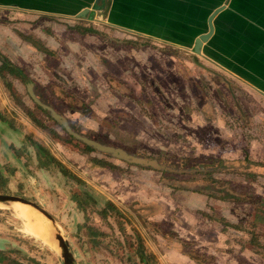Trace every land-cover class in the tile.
<instances>
[{"label": "rangeland", "instance_id": "rangeland-1", "mask_svg": "<svg viewBox=\"0 0 264 264\" xmlns=\"http://www.w3.org/2000/svg\"><path fill=\"white\" fill-rule=\"evenodd\" d=\"M80 23L96 33L71 30L75 24L68 19L0 11V55L22 72L19 77L4 70L0 78V111L14 124L0 123L5 182L0 195L26 199L49 214L58 210L56 219L50 215L75 264H110L106 258L116 256L124 264L127 258L139 264L131 247L135 232L156 264H166L171 247L203 264H264V105L216 70L198 66L195 62L204 60L200 55L168 52L162 45L149 52L147 42L129 43L103 23ZM22 77L74 132L169 170L85 150L34 103ZM28 140L44 145L56 163L39 169ZM94 159L105 165L98 167ZM215 161L232 167L208 174L172 172L217 168ZM236 162L249 164L233 167ZM58 164L96 193L86 224L105 238L94 239L80 229L85 214L74 211L70 197L81 189ZM210 179L218 180L216 190L231 199L166 185L190 189ZM99 195L121 208L124 218L96 214L104 204ZM8 204H0V233L8 234L12 249L23 254L5 264H62L54 238L56 247L47 246L19 218L20 207L35 211ZM174 236L189 245L174 243Z\"/></svg>", "mask_w": 264, "mask_h": 264}, {"label": "crops", "instance_id": "crops-1", "mask_svg": "<svg viewBox=\"0 0 264 264\" xmlns=\"http://www.w3.org/2000/svg\"><path fill=\"white\" fill-rule=\"evenodd\" d=\"M0 11L68 19L74 24L103 23L129 43L147 42L149 52L162 45L168 52L188 50L196 57L194 43L208 32L212 18L213 31L200 49L203 63H195L208 72L216 70L264 105V0H0ZM139 49L145 52V47ZM50 214L56 219L58 210ZM58 223L64 227L62 221ZM171 249L166 264H192L178 248ZM0 252L9 256L0 258V264L23 254L12 249L5 233H0ZM106 260L124 264L117 256Z\"/></svg>", "mask_w": 264, "mask_h": 264}, {"label": "trees", "instance_id": "trees-1", "mask_svg": "<svg viewBox=\"0 0 264 264\" xmlns=\"http://www.w3.org/2000/svg\"><path fill=\"white\" fill-rule=\"evenodd\" d=\"M81 24H75L72 25V27H70L71 30H74L76 32H78L79 30L82 33H96L91 27H87L85 29L81 28ZM23 39L25 41L29 40L25 37H23ZM7 70L9 73L11 74H15L17 76H21L22 72L20 70H18L16 67H14L13 65H11L8 61H6V59H4L1 55H0V78H4L3 76V71ZM24 77H22V80ZM42 111H44L45 113H47L45 110H43L41 107H39ZM48 114V113H47ZM49 116V115H48ZM0 123H5L8 124V126H10V128H13V121L9 120L7 116H5L1 111H0ZM63 129V127H61ZM64 130V129H63ZM70 139H75L73 138L71 135H69ZM77 140V139H75ZM30 145L32 147H34L35 149V157H36V161H37V166L39 169H46V167L51 166V164L56 163V161L54 160V158L52 157V155L50 154V152L44 147V145H41L39 143L33 142L31 140H28ZM79 141V140H77ZM80 142V141H79ZM81 144H83L82 142H80ZM84 145V149L87 151H96L94 150L92 147L88 146V145ZM98 152V151H96ZM99 153V152H98ZM102 154V153H101ZM106 155V154H104ZM93 163H96V165H98V167L104 166L105 164L98 159H94L92 161ZM216 162V166L217 168H213V167H208V168H204V166H201L199 170H195V169H190L189 171H178V170H174L172 172L175 173H179L182 175H192V173H198V174H208V173H214V172H218V170H226V168H230L231 166H227L230 165V163L228 162H223V161H215ZM245 163L248 165V162H236V164L238 167H240V165ZM251 165V164H250ZM59 170L64 173L66 176L71 177L66 169H64L61 165H57ZM140 166V165H138ZM227 166V167H226ZM143 167V166H142ZM207 167V166H205ZM242 167V166H241ZM205 169V170H203ZM167 171L169 169H166ZM204 171V172H203ZM72 180H74L79 188L81 189L80 193H73L71 195V200L76 204L77 208L82 211L85 215V223L79 225V227H81L80 229H83L86 235H89L91 237H93L94 239L97 237H100L101 239L106 237V234H104L103 232L98 231L97 229L90 227V225L88 226L86 223L88 221L87 218V206L89 204H91L92 206H96L97 201L95 200V192H92L91 188H89L88 186H86L84 183H82L80 180L75 179L74 177H71ZM182 183V182H179ZM220 182L218 180L215 179H210L209 182H207L205 185H203L202 183L196 184L195 187L193 188H185L183 185H172V184H166L168 187L173 188L174 190L177 189H182V190H190L193 192H197V193H201V194H205L208 196H212L215 198H218L220 200H227V199H231L229 197V195L224 192L223 190H216V186L219 184ZM184 184V183H182ZM215 186V187H212ZM5 187V182L3 180V177L1 176L0 173V192L1 189H3ZM211 192L215 193H222V196H215L213 195ZM99 198L104 200V204L102 205L101 209L99 211H95L96 214L100 215L102 218L108 217V215H114L117 218L119 217L120 219H123L124 217L122 216V213H124L123 210H121L120 208H118L115 204H113L111 201L103 198L101 195H99ZM132 205V204H131ZM130 205V206H131ZM159 207V206H156ZM125 215V214H124ZM126 218V215H125ZM211 218V217H210ZM119 230L121 231L122 236H125V231L123 229V227H119ZM135 232V231H134ZM174 243H179V245L185 246V245H189V243L180 240L179 238H176L174 236ZM99 242V241H98ZM116 245L119 247H122V245L119 242H116ZM105 246V245H104ZM132 250L134 252L135 257L137 258L139 264H156V258L154 257V255H151L150 253H147L145 250V247L143 245V241L141 239V237L138 235L137 232H135V240L134 243L131 244ZM106 248V247H104ZM262 248V247H261ZM108 250V247H107ZM111 255L114 254L113 251H109ZM180 253L183 254L184 256L188 257L190 260L196 262L197 264H203V262H201L200 260H198L193 254H189L188 252L183 251L182 249H180ZM194 253H196L194 251ZM259 254V253H258ZM8 254L7 253H2L0 252V258H8ZM131 260L130 258H127V264H131Z\"/></svg>", "mask_w": 264, "mask_h": 264}, {"label": "water", "instance_id": "water-1", "mask_svg": "<svg viewBox=\"0 0 264 264\" xmlns=\"http://www.w3.org/2000/svg\"><path fill=\"white\" fill-rule=\"evenodd\" d=\"M212 18H210L208 22V32L204 35H201L196 39L193 47V53L196 55L200 54V49L201 46L204 42L208 40L210 37L212 31H213V26L211 23ZM24 82L26 87L28 88V91L31 89L32 85L30 81L24 77ZM30 93V98L34 101V103L38 106L41 107L43 110H45L49 117L54 120L56 123H58L61 127H63L64 131L68 135H71L73 138L79 140L85 145H88L92 147L94 150L98 151L99 153L109 155L115 159L121 160L126 163L134 164V165H140L143 167H151L153 169H156L158 171H164L166 170L163 167H160L158 163L154 160H145L143 158L135 157L134 155H131L127 153L124 149L113 147L111 145H104L99 142L87 139L85 137H82L78 133L74 132L70 126V123L68 122L67 119L64 117L58 115L53 109L48 107L47 105L42 104L32 93ZM10 204V203H18L22 205H26L32 209H34L37 213L41 214L44 218H46L48 221H50L51 226H52V234L53 238L55 239L58 248L60 250V256L62 258V264H75L73 255L70 253L68 249V244L66 241H64L61 233L58 230V226L53 219V217L44 210V208L40 207L39 205L30 202L26 199L15 197V196H8V195H0V204Z\"/></svg>", "mask_w": 264, "mask_h": 264}, {"label": "bare ground", "instance_id": "bare-ground-1", "mask_svg": "<svg viewBox=\"0 0 264 264\" xmlns=\"http://www.w3.org/2000/svg\"><path fill=\"white\" fill-rule=\"evenodd\" d=\"M11 204H14V203H10L8 205L10 206ZM15 204H18V203H15ZM20 205L23 206L22 204ZM35 212L20 207L19 218L23 220L24 227L28 230V232L31 235H34L36 238L41 240L47 246L55 248L56 246L53 243V239H52L53 234H52V226H51L50 221H48L46 218H43L41 214L40 215L42 217H39Z\"/></svg>", "mask_w": 264, "mask_h": 264}]
</instances>
